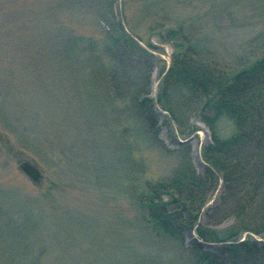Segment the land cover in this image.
<instances>
[{
    "label": "rangeland",
    "instance_id": "374dc122",
    "mask_svg": "<svg viewBox=\"0 0 264 264\" xmlns=\"http://www.w3.org/2000/svg\"><path fill=\"white\" fill-rule=\"evenodd\" d=\"M20 1L0 0V264H198L200 227L264 241V185L236 208L202 119L219 82L264 55V0H56L58 39L73 35L54 46ZM233 121L222 115L224 138ZM172 199L198 215L179 240L149 221Z\"/></svg>",
    "mask_w": 264,
    "mask_h": 264
},
{
    "label": "trees",
    "instance_id": "16d2710c",
    "mask_svg": "<svg viewBox=\"0 0 264 264\" xmlns=\"http://www.w3.org/2000/svg\"><path fill=\"white\" fill-rule=\"evenodd\" d=\"M19 4L21 9L28 10L30 23L27 21V17H25V21L28 29H32L33 25L32 33L35 31L40 38L44 33L48 34L52 44L71 39L73 35L71 30H69L68 36L63 31L61 39H58L64 29L55 26V19L62 17L61 14H65L67 10L63 8L61 12L56 0H40V6L36 11L27 8L24 5V0L23 6L22 1ZM9 6L14 9L18 5L12 2L9 3ZM173 31H176L174 33L177 34V30ZM186 50L187 55L188 47ZM262 57L239 70L236 75L232 74L226 80L220 81L217 92L214 91L213 95L209 93L211 95L210 102L202 111V119L209 126L214 138V144L205 149L210 163L209 168H216L224 172L228 183L226 195H236L239 198L236 208L238 204L259 199V190L264 185V157H260V153H264V75H262V73L264 74V55ZM186 58L190 60L189 56ZM197 78L198 76H194L190 81L196 83ZM204 78L211 79L216 87L217 78L220 77L206 75ZM204 84L207 88L206 83ZM138 105L141 112L145 114L150 127L154 129L157 126L154 110L150 108L151 106L145 105L143 101ZM222 115L234 120L233 123L236 125L237 131L231 138H224L220 133L219 121ZM211 169H209L210 172H212ZM208 183L207 176L201 177L192 184V187H197V189L204 187L205 189ZM160 189L164 190L165 188L161 187ZM244 192L245 195L241 196ZM175 204H178L179 207H175ZM194 208L195 204L188 202L182 205L176 199L156 202L155 210L158 213L154 217V214L150 212L149 221L154 227L170 232L174 239L179 240L182 232L197 221L198 215L195 218L190 215ZM263 220L264 216L255 222L261 221L260 225H262ZM247 226L248 224L241 225L242 228L248 229ZM258 231L256 230V232ZM198 234L200 235L199 239L190 247L199 256L198 264H264V241H254L253 239L242 241L236 236L221 237L216 240L210 231H205L202 227L198 229ZM199 240L204 243L221 242L223 246L219 251H206L203 243Z\"/></svg>",
    "mask_w": 264,
    "mask_h": 264
},
{
    "label": "water",
    "instance_id": "95a60500",
    "mask_svg": "<svg viewBox=\"0 0 264 264\" xmlns=\"http://www.w3.org/2000/svg\"><path fill=\"white\" fill-rule=\"evenodd\" d=\"M22 169L28 176H30L35 181H39V179L41 178V172L29 164H24L22 166Z\"/></svg>",
    "mask_w": 264,
    "mask_h": 264
}]
</instances>
